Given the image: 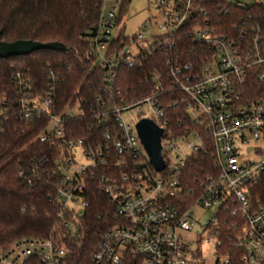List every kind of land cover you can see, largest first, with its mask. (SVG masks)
<instances>
[{
  "label": "built area",
  "instance_id": "1",
  "mask_svg": "<svg viewBox=\"0 0 264 264\" xmlns=\"http://www.w3.org/2000/svg\"><path fill=\"white\" fill-rule=\"evenodd\" d=\"M148 1L154 15L130 39L122 28L114 33L125 0H100L90 40L106 81L114 86L122 66H148L159 49L167 54L166 71L152 73L154 94L113 108L119 129L105 135L106 144L88 147L82 138L63 139L70 153L61 154L50 171L60 216L79 235L89 207L88 179L98 177L112 208L105 216L112 220L100 232L94 264H205V242L215 244L214 264H229L237 252L241 264H264V95L250 99L246 88L255 72L264 81V15L238 13L264 8V0ZM121 31L124 39L117 41ZM184 36L193 41L190 56L178 49ZM15 78L25 89L21 120L48 115L51 124L40 140L64 137V121L81 111L73 114L68 108L56 114L52 85L35 96L21 72ZM166 85L181 92L167 108L184 107L179 121L187 123L184 129L166 128L167 108L160 102ZM8 108L1 100L0 111ZM143 117L164 128L162 170L153 166L138 135L136 123ZM172 151L174 162L168 156ZM201 153L210 160L198 168ZM196 207L214 211L211 220L202 223ZM223 223L228 224L226 234ZM34 258L41 264L68 260L65 248L53 239L26 238L1 252L0 264H26Z\"/></svg>",
  "mask_w": 264,
  "mask_h": 264
},
{
  "label": "trees",
  "instance_id": "2",
  "mask_svg": "<svg viewBox=\"0 0 264 264\" xmlns=\"http://www.w3.org/2000/svg\"><path fill=\"white\" fill-rule=\"evenodd\" d=\"M130 2L125 0L122 16ZM99 7L100 0H0V40L58 42L66 46V50L40 49L28 56L0 58V101L6 99L9 107L6 112L0 111V252L22 239L51 238L67 251V264H94L92 254L101 239L100 232L112 220L105 216L112 208L99 187V178H89V207L80 220L79 235H75L60 216L55 178L50 171L61 154L70 153L63 139L82 138L88 147L109 142L105 135L119 129L113 108L154 94L158 89L152 73L166 71L163 60L167 54L159 49L148 66L120 67L116 83L111 86L105 69L97 64L90 40L99 20ZM250 9L238 13L264 15L263 7ZM184 37L178 49L190 56L188 49L193 41ZM123 39L121 31L117 41ZM18 72L35 96L44 95L52 85L56 114L79 105L81 113L64 121V137L40 140L51 124L48 115L21 120L20 98L25 89L16 81ZM51 72L55 75L53 82ZM166 86L160 102L167 108L181 92ZM246 88L250 99L264 95V81L256 72L248 78ZM166 113L167 129H184L187 125L179 122L184 120L181 104L167 108ZM202 154L198 156V168L210 160ZM260 185L264 189V178ZM223 231L228 232V224L223 223ZM26 264L41 263L34 258ZM229 264H241L240 253Z\"/></svg>",
  "mask_w": 264,
  "mask_h": 264
},
{
  "label": "water",
  "instance_id": "3",
  "mask_svg": "<svg viewBox=\"0 0 264 264\" xmlns=\"http://www.w3.org/2000/svg\"><path fill=\"white\" fill-rule=\"evenodd\" d=\"M40 49L66 50V46L58 42L41 43L31 40L6 42L0 40V58L28 56ZM136 128L153 166L157 170L164 169L166 166L162 144L164 128L146 117L136 123Z\"/></svg>",
  "mask_w": 264,
  "mask_h": 264
},
{
  "label": "rangeland",
  "instance_id": "4",
  "mask_svg": "<svg viewBox=\"0 0 264 264\" xmlns=\"http://www.w3.org/2000/svg\"><path fill=\"white\" fill-rule=\"evenodd\" d=\"M154 15V11L149 4L148 0H131L128 10L123 14L120 27L114 29V33H118L120 28H122L130 39L135 37L139 32L142 31L141 26L144 23L148 24L149 19ZM155 33L158 32L157 29L154 30ZM146 35L149 34L150 30L144 31ZM139 48L134 44L132 46V53L137 55L139 53ZM79 105L76 104L70 109L73 114L78 113ZM166 143V141H165ZM172 162L176 161L175 151L170 152L168 155ZM196 216L201 220L202 223H207L214 215V211L206 210L202 207H196ZM201 249L203 252V257L206 259L205 264H214L216 258V248L213 242L202 243ZM1 256V252H0Z\"/></svg>",
  "mask_w": 264,
  "mask_h": 264
}]
</instances>
